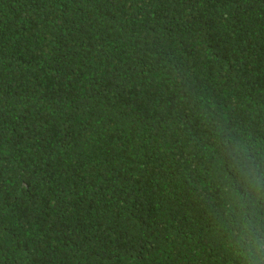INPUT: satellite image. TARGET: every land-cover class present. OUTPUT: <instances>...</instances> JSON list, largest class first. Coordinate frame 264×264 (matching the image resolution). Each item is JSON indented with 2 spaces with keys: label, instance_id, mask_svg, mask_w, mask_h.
I'll return each instance as SVG.
<instances>
[{
  "label": "trees",
  "instance_id": "16d2710c",
  "mask_svg": "<svg viewBox=\"0 0 264 264\" xmlns=\"http://www.w3.org/2000/svg\"><path fill=\"white\" fill-rule=\"evenodd\" d=\"M226 134L264 154V0H0V264H239Z\"/></svg>",
  "mask_w": 264,
  "mask_h": 264
},
{
  "label": "clouds",
  "instance_id": "9594fccd",
  "mask_svg": "<svg viewBox=\"0 0 264 264\" xmlns=\"http://www.w3.org/2000/svg\"><path fill=\"white\" fill-rule=\"evenodd\" d=\"M217 149L214 222L239 264H264V154L230 134L220 136Z\"/></svg>",
  "mask_w": 264,
  "mask_h": 264
}]
</instances>
